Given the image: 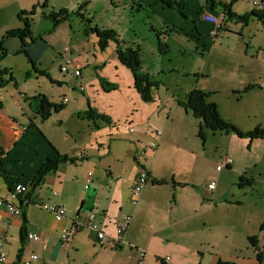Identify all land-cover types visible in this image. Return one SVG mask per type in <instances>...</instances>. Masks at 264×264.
Returning <instances> with one entry per match:
<instances>
[{"label": "crops", "instance_id": "0c3cea01", "mask_svg": "<svg viewBox=\"0 0 264 264\" xmlns=\"http://www.w3.org/2000/svg\"><path fill=\"white\" fill-rule=\"evenodd\" d=\"M126 1L131 6L136 4L135 0ZM156 1L136 0L138 8H142L144 4L155 5ZM174 1L183 3L184 17H180L193 19L195 23L193 27L184 23L170 24L171 21L174 23L177 21L176 15L173 10L160 5V15L164 20L160 29L163 32H156L151 28L153 35L151 33L146 36L147 44L144 43L145 40H139L138 36H134L132 40H122L121 34H118L120 41L133 49L140 50L143 65L148 54L151 57H160L157 52L158 40L167 45L168 52L165 55L167 58L173 49L181 57L182 63L188 58V61L181 66L186 80V88L182 91L183 102L191 91L207 94L209 95L207 102L214 104L220 118L225 120L223 109L229 107L232 97L236 98L237 95H242L253 88L264 94V71L252 70L254 65H258V60H262L258 56L261 49L256 47L257 53L249 54L251 41L248 34L245 38H240L246 45L245 49L242 48L243 52L236 51L233 55H228L229 57L219 53V49L216 48L217 42H211L213 38H217V32L223 30L222 21L225 22L218 5L213 4L211 7L206 0ZM192 1L198 4L197 9H193ZM213 1L226 4L223 0ZM261 3H264V0L259 4ZM232 9L231 6V13L236 16L249 14L247 12L238 15ZM205 13L221 19L220 29L202 22L201 17ZM65 24L49 32L47 37L41 38L33 49L28 50L29 53L36 47L39 48L40 52L30 54L32 59L29 58L40 73H42L43 55L54 43L53 36L59 34ZM169 25H172L171 29L168 28ZM193 31L194 36L191 34ZM183 35L185 37H182ZM71 38L69 36V44ZM10 47L12 54L27 53L24 49L28 46L22 47L21 43L20 48L16 42L10 44ZM187 51L193 56L187 57ZM7 54L8 52L5 55ZM59 55L61 57V53ZM71 55L72 52L69 50L68 58L71 66L76 64L75 66L80 68L81 64H74ZM3 59L6 57L0 58V62ZM93 60L95 65L103 67L100 69L99 77L105 82L118 85L117 89H121V79H125L126 73L123 71L126 69L117 63L116 59L113 62V58L104 62L98 61L96 57ZM201 69H204L203 74L199 73ZM219 70L221 72L216 74ZM9 72L11 71L8 69H0V83L6 81L4 76ZM56 73L57 75L52 71L48 78L61 86L64 85L67 79L63 80L62 75L65 73L60 74L59 70ZM147 74L149 76V73ZM88 84L89 94H86V98L95 101L100 90L103 89L99 82V87L93 80ZM60 85H57L58 88ZM8 86L0 89V199H6L9 192L18 185L26 187L28 193L18 197L15 203L18 209L17 215L10 216L4 208L0 209V244H3L6 264H18L26 261L30 255L38 257L34 264H76L75 255L79 252L91 253L92 260L89 264H137L139 251L145 252L142 264H264V234L259 232L263 223L257 219L254 227L250 225L251 221L249 222L248 218L252 219V217L243 201L245 191L242 196L238 194L239 190L245 187L236 191L235 185V176L240 178L245 175L250 162L247 163L245 159L240 164L232 161V165L222 171L227 175L216 172L214 182L210 181L211 177L198 180V152L191 151L194 157L186 154L183 162H171L168 153L173 134V129L168 128L169 121L172 123L170 119L177 116L181 125L187 124L190 132L198 133V121L182 109L179 103L176 105L167 102L166 106H163L158 99L157 105L155 101L144 104L134 89L133 81L136 95L134 91L133 95H128L132 106L128 105L125 108L126 113L119 119L122 124L129 123L134 130L132 134L134 137L128 144L131 150L137 155L145 151V155L136 160L135 154L133 161H137V166H133L125 176L123 167L118 169L104 165L102 158H107V155L100 146L96 149L99 151V156H96L95 148H86L84 142L78 139L72 143L55 131L54 121L60 126L63 123L61 117L63 114L75 116L82 113L85 109L82 103L78 102L76 106L69 105L65 99L66 104H63L64 100L59 102L63 109L68 106L65 110L60 114L52 113L46 121H41L36 105L31 101L32 98L37 97V94L24 96L22 101L11 97L9 103H6L1 97V92L11 90L7 88ZM13 90L17 91L16 87ZM78 92L84 95L82 87ZM126 93H129V90ZM56 96L57 94L53 92L50 98L47 95L43 97L50 104L55 105L53 99ZM223 96L227 99L224 100ZM103 109L104 105H98L94 112L101 115ZM164 113L168 115L172 113L173 117L168 118ZM162 118H165V121L161 125ZM87 128L88 135L96 137L90 125ZM73 129H68L67 133H71ZM83 130L85 129L82 125L74 129L77 134L82 133ZM156 132L161 134L160 138L155 137ZM194 134H190V138L187 137L188 142L192 140L197 142L198 139ZM122 141L126 142V140ZM149 143L156 144L154 151L148 150ZM145 144V148H139L140 145ZM258 149L263 150L264 158V143H260ZM86 151L90 153L86 155ZM79 155H82V158H79ZM108 155L110 156L111 153ZM59 157H67L73 160L74 164H61L54 173L44 178L38 188L33 190L31 184L38 170L46 161ZM117 159L122 160L120 157ZM142 173L147 175L148 183L143 188L136 206H132L130 199L133 184ZM89 174L91 176H88ZM228 179H231L230 185L227 183ZM160 181L164 184H156ZM211 184L215 185V188L213 191H208L207 188ZM44 204L64 207L66 209L64 221L56 223L52 215L41 208ZM238 208H240L239 220L237 219L234 226L225 216L227 212L232 213L233 209ZM243 209H245L244 215ZM91 214L94 215L95 226L109 235H113L115 228L125 217L130 218L122 236V244L117 250L110 251L97 244L94 234L86 224ZM73 224L85 227L66 247H62L61 231ZM215 226L216 229H224L225 232L210 231ZM28 235L37 236L38 241H28L26 238ZM251 238L256 240V247L249 244L248 240ZM258 255L261 256L260 260ZM167 258L169 261L165 260Z\"/></svg>", "mask_w": 264, "mask_h": 264}, {"label": "rangeland", "instance_id": "374dc122", "mask_svg": "<svg viewBox=\"0 0 264 264\" xmlns=\"http://www.w3.org/2000/svg\"><path fill=\"white\" fill-rule=\"evenodd\" d=\"M223 1L226 4L233 2V0ZM260 2L261 0H235L232 5V10L238 15L247 12L251 13L258 11L254 7V3L259 4ZM135 3L131 6V4H127L126 0H0V44L2 43L5 54L8 52L7 55L3 56V53L0 51V58L6 57V59L0 62V69H8L11 71L8 75L4 76L6 81L1 84L2 88L9 85L7 88L11 90L1 92L2 99L6 103H9L11 97L14 100L22 101L24 96H31L34 93L37 96L47 95L50 98L51 93L54 92L57 94L56 98L53 99L54 106L60 107L59 102L65 99L69 102V105L76 106L82 103L83 109L85 108L82 113H78L75 116L63 114L61 116L63 123L60 126L54 121L55 131L61 137H66L72 143L78 139L84 142L86 148H95L96 156H99V151L96 149H99L100 146V149H103V152L107 155V158H102V161L105 163L104 165L118 169L123 167L125 176L133 166H137L136 160L139 159L137 153L133 152L128 145L134 137L125 130V126L129 123L122 124L120 123L121 119H119L126 113L125 108L128 105L132 106V101L128 95H133V77L129 71L124 70L123 73H126L125 76L127 78L121 79V89H117L118 85L116 86L108 82L106 83L114 85L115 88L113 90L107 88V86L104 89L102 88L100 81L104 80L99 77V72L103 67L101 65H95L93 59L96 57L98 61L104 62L111 61L113 58L112 61L115 62L116 46L110 42L103 50H100L98 47L99 40L94 31H113L119 40L121 39L118 34H121L122 40H132L134 36H138L139 40H145L144 43L147 44L148 39L146 40V36L152 33L151 28H154L156 32L161 31L160 28L164 24V20L160 15L159 9L161 8L160 5H164L156 1L155 5L144 4L142 8H138V2L136 0ZM192 3L193 9H197L198 4H194V1ZM44 6L46 8H42ZM34 8H36L35 15L30 19V31L33 41L32 43L30 39L26 41L28 45L24 49L27 50L26 54L19 52L12 54L10 44L16 42L20 48V43L17 39L6 38L5 36L8 32L22 29L23 24L18 17L21 13H30ZM60 11H65L68 14V20L65 24L66 26L61 28V32L53 36L55 41L50 45L51 48H48L45 55H43L44 57L41 62L42 73H40L36 65L32 63V58L30 57V54H38L40 52L39 48L36 47L33 52L31 51L29 53L28 50L33 49L34 45L40 42L41 38L47 37L48 33L51 32L52 24L50 20L45 19V16L50 12L58 13ZM172 12L177 17V23L171 21L170 24L184 23L191 27L195 25L193 19H184L175 10ZM223 24V30L220 29L217 32V38H213L211 41L217 42L216 48L219 49V53L229 57L228 55H233L236 51L240 50L243 52L246 45L243 44L240 38H245L249 34L251 41V49L249 47L248 50L249 54H256V47H259L261 53L258 56L259 59H262L258 60V65H254L252 70L264 71V25L255 18H251L246 26L233 19H226ZM171 26L169 25L168 28L171 29ZM241 32L243 35H241ZM191 34L194 36L195 32L193 31ZM69 36L72 37L70 44L68 43ZM182 37L185 36L183 35ZM65 48L72 52L71 60L74 64H81V67H76V64L67 67L66 73L62 75L63 80L67 79V82L61 86L56 81H50L48 76L52 71L57 75L56 71L63 64L59 54ZM186 55L187 57L193 56L190 51H187ZM164 57L160 56L155 58L148 54L145 59V64H142L143 68L141 66V73H149L148 78L153 84L151 94L153 102L155 101L154 103L159 99L163 106H166L167 102L175 103L176 105L179 103L181 106L184 103L182 91L186 88V80L183 76L181 66L188 61V58L183 60L182 63L181 57L176 54L175 49H173L168 58L166 56ZM203 70L201 69L198 72L203 74ZM220 72L219 70L216 74ZM79 73L82 74L80 75ZM10 74L13 75L11 76ZM92 80L96 86L99 87L100 85L103 89L100 90L95 101L86 98V94H89L88 83ZM57 85H60L59 88ZM102 85L104 84L102 83ZM15 87L17 91L13 90ZM80 87L83 88L84 95L78 92ZM120 90L122 91L119 92ZM127 90H129V93H126ZM97 92H99V88H97ZM134 95H136L135 91ZM223 97L224 100L227 99L226 96ZM119 102L121 105H119ZM98 105H104V109L101 111V115H99L108 118V120L89 118L87 116V113L90 110L94 111V109L98 108ZM228 106L223 109L225 120H222L224 122L233 126L243 134L251 133L255 130L264 131V94H260L259 90L253 88L250 91H246V93H242V95H237L236 98L232 97ZM181 108L184 109L182 106ZM65 109H62L58 114ZM170 114L164 113L168 118L173 117V114ZM179 119V117L174 116L173 119H170L172 123L169 121L168 124V128L173 129L168 148L171 162H183L186 154L194 157L191 151L198 152V180L211 177L212 179L210 181L213 182L217 175L216 168L222 159L228 158L237 164L242 163L244 159L247 163L250 162L245 171V177L252 182L251 186L240 189L242 186L240 178L235 176L236 191L240 189V193L238 194L241 196L245 191L243 201L247 206L250 217H252V219L248 218L249 222L251 221L250 225L254 227V222L257 219L261 220L262 225H264V158L262 154L263 150L258 149L260 143H264V141L240 139L234 133L208 134L204 130L205 140L203 142L199 138H197V142L193 140H189L190 142H188L187 137L190 138V134L193 135L194 133L188 130L187 124L181 125ZM162 121L161 125L164 123L165 118H162ZM197 124L199 128V122ZM78 125H82L83 129H85L79 134L74 131ZM88 125L92 128V132L96 134V137H92L91 134L88 135ZM71 128H74L73 131L67 133V130ZM161 132L164 134L162 129ZM194 135L197 137L198 133L195 132ZM122 140H126V142L124 143ZM132 145L135 146V144ZM145 147L146 144L139 146L140 149ZM86 152V155L90 153V151ZM109 153H111L110 156L108 155ZM134 156L135 161H133ZM117 157H120L122 160H118ZM98 159L100 158L98 157ZM122 163L123 165H121ZM222 173L227 175L225 172ZM230 182L231 179H228L227 183L229 185ZM239 209H233L232 213L229 211L225 216L226 220L230 221L234 226L237 219L239 220ZM242 211L244 215L245 209ZM210 231L215 233L225 232L224 229H216V226ZM260 234L263 235L264 232H260ZM249 244L252 246L250 242ZM91 260L92 255L89 252H79L75 255L76 264H89Z\"/></svg>", "mask_w": 264, "mask_h": 264}, {"label": "trees", "instance_id": "16d2710c", "mask_svg": "<svg viewBox=\"0 0 264 264\" xmlns=\"http://www.w3.org/2000/svg\"><path fill=\"white\" fill-rule=\"evenodd\" d=\"M162 3L166 8L170 10H175L180 14V16L184 17L183 13V3H178L174 0H158ZM235 1L231 4H224L222 2H214L213 0H206V3L213 7V4H217L222 14L228 20H235L236 22L243 24L246 26L251 18H255L258 22L264 25V11L261 12L253 11L244 16H236L231 13V6ZM264 4V3H261ZM46 8V6L42 7ZM36 8H34L30 13H21L18 19L22 22L23 28L8 32L6 34V38H13L20 41L22 47L28 46L26 44V40L30 39L31 43L33 39L30 35V19L35 15ZM45 19L50 20L52 24L51 31L56 30L60 25L66 23L68 20V14L65 11H60L58 13L50 12ZM224 23V21H222ZM94 33L98 38V47L100 50H103L108 43L112 42L116 46L115 55L118 63L124 67L126 70L130 71L133 76L134 81V89L139 96L140 100L144 104H150L153 102V97L151 94V88L153 84L150 82L147 74L141 73V66H142V54L138 48H131L130 46L126 45L125 43L121 42L117 35L113 31H97L95 30ZM159 38V36H157ZM0 51L5 55V51L2 48V43L0 44ZM157 52L161 57H164L168 52V47L165 43L161 40H158L157 43ZM26 54L25 52H22ZM102 88L104 89L105 86L107 88L113 90L115 88L114 85H109L104 81H100ZM102 83L104 85H102ZM2 83H0V88H2ZM209 95L201 93L199 91H191L185 98V101L181 106L189 112L192 117L199 122V132L197 138H199L202 142L205 140V134L203 131H207L211 134L216 133H234L240 139H249L250 141H264V131L262 130H255L251 133L243 134L236 130L233 126L229 125L228 123L224 122L216 109L214 104L208 103L207 100ZM31 101L36 105L37 113L40 116L41 121H46L52 113H59L63 107L62 106H54L50 104L47 99L43 96H37L32 98ZM89 118H100L102 120H108V118L104 116H100L95 113L93 110L87 113ZM74 164V161L68 159L67 157H59L55 160H48L46 161L42 167L38 170L35 177L33 178L31 187L33 190L38 188L44 181V178L50 174L54 173L61 164ZM240 183L242 184L241 187H248L251 186V181L248 180L245 175L240 177ZM156 184L162 185L163 182H158ZM264 225L260 226V232H264ZM249 242L252 246L256 247V240L251 238ZM258 259H261V256L258 255Z\"/></svg>", "mask_w": 264, "mask_h": 264}, {"label": "built area", "instance_id": "2783aa9c", "mask_svg": "<svg viewBox=\"0 0 264 264\" xmlns=\"http://www.w3.org/2000/svg\"><path fill=\"white\" fill-rule=\"evenodd\" d=\"M254 7H256L259 11H264V4H257L254 3ZM201 20L203 23L210 24L214 26L217 29H220L221 27V19L218 17L205 13L202 15ZM214 36V33L212 34ZM69 56V50L64 49L61 52V60L63 62L62 66L59 69L60 74L66 73L67 67L71 66V61L68 58ZM67 101L64 100L63 104H66ZM126 132L129 134H133L134 130L133 128L128 124L125 126ZM155 137L160 138V133H154ZM148 150L154 151L156 149L155 143H149ZM145 151H141L138 153V156H144ZM79 158H82V155L78 156ZM232 165V161L228 158H224L221 160L220 164L216 168V172L220 173L223 170L229 168ZM88 176H91L90 174ZM148 183V178L145 173H142L139 175V177L135 180L131 192V199L130 203L132 206H136L138 198L140 197V194L145 187V185ZM215 188V185L211 184L208 186V191H213ZM28 193V189L23 186H16L14 187L8 194V197L6 199H0V209L4 208L6 212L10 216H15L18 214V209L15 206V203L18 201V197L22 195H26ZM41 208L46 210L48 213H50L56 223H62L66 216V209L61 206H48L46 204L41 205ZM130 222L129 217H125L120 224L117 225L115 228V231L113 235H109L104 230L100 229L99 227L95 226L94 224V215H89L86 221L87 227L91 230V232L94 234L96 242L101 247H106L110 251L117 250L120 245L122 244V236L124 232L126 231L128 224ZM85 226L73 224L67 229H63L60 234V245L62 247H66L70 241L84 228ZM28 241L37 242L38 238L34 235H28L27 237ZM3 244H0V264H6V255L3 252ZM145 256L144 251H139L138 253V260L137 264H142V260ZM38 257L36 255H30L29 258L26 261L20 262L18 264H34L37 262ZM166 261H169V258L165 259Z\"/></svg>", "mask_w": 264, "mask_h": 264}]
</instances>
